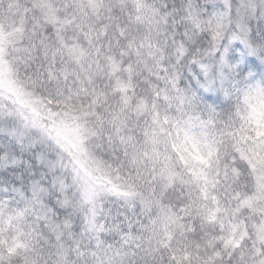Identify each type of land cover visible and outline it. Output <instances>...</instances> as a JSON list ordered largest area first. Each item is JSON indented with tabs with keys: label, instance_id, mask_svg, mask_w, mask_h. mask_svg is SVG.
<instances>
[{
	"label": "snow or ice",
	"instance_id": "6c2138e0",
	"mask_svg": "<svg viewBox=\"0 0 264 264\" xmlns=\"http://www.w3.org/2000/svg\"><path fill=\"white\" fill-rule=\"evenodd\" d=\"M160 7L0 0V264H264V0Z\"/></svg>",
	"mask_w": 264,
	"mask_h": 264
},
{
	"label": "clouds",
	"instance_id": "9594fccd",
	"mask_svg": "<svg viewBox=\"0 0 264 264\" xmlns=\"http://www.w3.org/2000/svg\"><path fill=\"white\" fill-rule=\"evenodd\" d=\"M154 3L160 5V10H163V6L166 4V3H175V0H154ZM173 28H174V31L176 33H179L180 32V26H179V21H176L175 24L173 25ZM164 39V42L166 44H168L169 47H171V44H169L168 40L163 38ZM173 57L175 56V53L173 52L171 54ZM163 67H169V68H172V71L175 72L177 71V69L172 65L171 61H169L168 65L166 66H163ZM179 71L181 72V74L183 75V68H180ZM139 74V72H138ZM158 74V73H157ZM165 75H167V72H165ZM146 79V77H144L143 75H140V81L138 82V86L139 87H143V81ZM183 79H184V85L182 86H186V85H189L190 84V81L188 80L187 76H183ZM161 85L163 84V80L160 81ZM160 103H161V106L163 107L164 105V100H163V97H161L160 99ZM189 223H191V221H189ZM198 227H201V230L203 232V235L201 236V239L206 243V244H211V243H216V244H219V240L216 239V237L219 236V226L217 224H214V223H205L203 224L202 226H198ZM219 250H223L222 249V245L220 246ZM222 264H230L229 262V259L227 256H225L223 258V262ZM231 264H235V261H232Z\"/></svg>",
	"mask_w": 264,
	"mask_h": 264
}]
</instances>
